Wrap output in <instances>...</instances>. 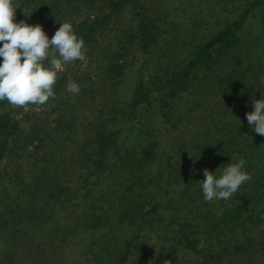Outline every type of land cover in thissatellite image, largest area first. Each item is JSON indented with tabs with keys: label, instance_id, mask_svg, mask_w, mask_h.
Masks as SVG:
<instances>
[{
	"label": "rangeland",
	"instance_id": "rangeland-1",
	"mask_svg": "<svg viewBox=\"0 0 264 264\" xmlns=\"http://www.w3.org/2000/svg\"><path fill=\"white\" fill-rule=\"evenodd\" d=\"M38 2L49 8L43 20L47 26L35 20L26 23L42 25L49 39L60 22L77 25L85 21L94 28L89 40H84L85 59L65 65L58 74L64 80L55 98L44 105L30 104L27 110L0 101V111L8 112L16 124L15 133L8 137V150L0 160V264H149V260L159 264L157 252H170L168 241L159 247L160 231L156 235L148 232L142 239L134 237L141 222H149L151 215L138 218L136 225L124 219L127 204L119 201L118 194L121 183L133 171L122 167L113 170V163L120 160L113 156V137L120 140H116L120 156L125 149L139 151L149 140L156 144L154 159L140 173L146 178L156 176L159 183L154 180L134 191L143 198V210L153 206L154 201L164 200L168 192L171 198L180 200L179 192L183 193L184 184L190 183L195 201H182L198 212L194 220L198 231H203L206 221L228 212L232 197L208 202L201 187L204 175L190 178L204 158L194 147L210 144L219 165L224 167L223 146H227V162L233 163L235 149L245 144V138L259 136L249 128L245 113L253 110V98L264 97V0H121L113 9L110 0ZM18 10L22 11L21 7L15 9V15ZM141 20L151 25L152 42L144 50L138 44ZM226 28L237 40L232 47H227ZM205 45L210 62L216 63H209L207 69L197 66L196 81L188 90L167 98L149 84L153 74L180 66ZM229 51L231 58L240 57L238 64L226 63ZM113 62L122 65L114 84L107 68ZM233 68L235 73H242L244 80L231 96L220 90L224 76ZM138 80L149 91L151 106L138 103L131 122L118 117L113 121L118 105L132 104V89ZM70 82L79 84L78 94L67 91ZM100 121L112 142L104 157L110 172L95 183V175L83 179L87 163L82 152L90 149L86 136L93 131L94 122ZM228 147L235 149L229 152ZM259 155L252 157L257 164ZM216 165L208 170L219 177L223 167ZM43 180L58 181L71 192L37 215L43 202L39 189L44 186ZM85 182L93 186L92 196L84 195ZM92 205L100 217L104 212L108 223L88 235L82 222L90 215ZM261 233L264 218L249 236L256 243ZM199 234L198 247L202 251L178 250L174 264H264L254 245L249 248V256L230 253L213 259L214 252L223 247L228 253L232 234L225 230L219 240H207L204 233ZM206 249L209 257L204 259Z\"/></svg>",
	"mask_w": 264,
	"mask_h": 264
},
{
	"label": "trees",
	"instance_id": "trees-1",
	"mask_svg": "<svg viewBox=\"0 0 264 264\" xmlns=\"http://www.w3.org/2000/svg\"><path fill=\"white\" fill-rule=\"evenodd\" d=\"M38 1L39 0H20V3L18 4L20 5L22 11L18 10V13L14 16L16 18L14 21L19 22L23 20L26 22L29 20H35L36 22H41L43 25L47 26V22H43V20L47 17V11L49 8H44L45 6L39 5ZM13 2H18V0H13ZM120 2L121 0H110V8L113 9L118 7ZM81 26H85V28H82ZM93 28L94 27L89 22L85 21L77 23V25H73L75 34L83 38V40H89L93 32ZM229 28L225 29V36L228 37L227 47H232L237 43V40L231 38L233 33H231ZM150 29L151 25L148 22H144L143 20L140 21L141 36L138 44L143 50L146 49L152 42ZM222 32L223 30L215 34V37ZM206 48L207 45L197 49V52L191 58L184 60L180 66H172L169 71L163 70V74H160V72L153 74L150 77L149 84L152 85L157 92H162V94L167 98L175 97L176 95L188 90V88L196 81L194 74L197 72V66L207 69L209 67V63H216L215 61L210 62V53L206 51ZM230 54V51L226 54L228 58L226 63L227 61H232V64H238L240 61L238 59L240 57L235 56V58H231ZM44 63L47 64V60H45ZM121 67V64H115L114 62L113 64H109L107 66L111 75L110 79L113 80V84L114 82L116 83V78L119 76V69H121ZM224 77L225 82L223 83V87L220 92L232 96L234 93H237L238 87L241 85L242 80H244V78H242V73H235L233 68L231 69V72H228ZM57 79L59 80H57L53 86L54 92L56 89H59L58 85L62 84L64 80L62 77ZM193 80H195L194 83ZM132 91L133 94L131 96L134 98V100L131 101L132 104L127 103V105H118L116 110L113 111V121H116L118 118H123L124 122H131V119L135 116L133 109L138 106V103H141L146 107L151 106V96L149 95V91L146 89L142 80H138L136 82ZM50 99L53 98L50 97L49 100ZM3 102L4 101L1 103ZM166 104L167 102H164V105ZM240 122L241 121L235 122V126ZM94 124L96 125H94L93 131L86 136L87 143H91L90 149L88 150L85 148V151L82 152L84 155L83 160L87 163L84 167L85 176L83 179L85 181L89 179L90 175H95L94 182L98 183V179L101 176L110 172V164L106 165L104 163V157L107 154L108 149L111 147L112 142L108 134L104 132L102 128V122L100 121V124L98 122H94ZM15 130L16 124L11 119L9 113L6 111H0V160L6 153V150H8V137H11L15 133ZM116 140L120 141L119 139H116V137H113V156H116L117 159L120 160L113 163V170L116 171L119 170L118 167H122L125 170L133 171V174H131L129 179H126L121 183L122 188L118 194L119 201L126 202L127 204V209H124V219L129 221L131 225L132 223L136 225L139 223H136L138 218L147 214L151 215L149 222L144 223V221H140L141 224L136 230L134 237L142 239L148 232L156 235L158 234V231H160L161 236L158 237L160 239L159 247L163 248L165 246L164 243L168 241L170 252L167 255L164 254L163 250L157 252L156 259L159 264H174L177 259L178 250L188 253H199L202 251L200 250V247H198L200 238L197 235H202L199 234L200 232L204 233L206 237L205 239L207 240L212 238L219 240V236L224 233L225 230H228V232L232 234V242L228 244V253L225 252L227 249L223 247L220 251L214 252L213 259L230 255V253L246 254L249 256L251 255L249 248L254 245L260 251L261 257L264 261V234H260L256 243L253 238L249 236L251 230L262 223L264 218V136H247L245 138V144L241 146L240 143V148L235 149L228 147L229 152L232 149L236 150L237 156L235 157L236 161L234 162H237L241 158L245 160L246 163L243 170L251 175V180L248 181V185V182L242 184L240 187L242 190L240 191L239 189L235 194H233L234 196H231L232 198L230 199L231 201L227 210L228 212L225 211L221 217L216 220L206 221L203 231H198L197 223H194V220L197 219L196 215L198 212L182 201V198L187 199L190 203L195 201L192 193L190 192L191 190H189V187L192 186L190 183H187V185L184 184L186 189L183 193L179 192L180 200L171 198L170 193L168 192V195L164 200L159 202L152 200L154 201V203H152L153 206L147 210H143V198L138 197V194L134 193V191L136 189H143L144 186H148L150 183L154 182V180L157 184L159 183V178H156V176L146 178V176L143 177L140 173V169H143L146 164L154 159L156 144L154 141L149 140L144 142L145 144L141 147V149H139V151L129 152L125 149L123 150L124 155L120 156L118 155L120 154V148ZM212 147L213 146L210 144H200L194 147L200 150L199 153L204 158L202 159L200 167L197 168L194 174L191 175V179H196L202 175L204 168L211 169L212 166L216 164L219 165L217 155L211 150ZM223 149L224 163L226 161L227 164V160L229 159L227 156L228 154L225 155V153H227V146H223ZM219 150H221V148H219ZM258 154L260 155L258 156L259 162L257 164L253 158L257 157ZM256 164L258 166H256ZM220 167H223V165ZM158 175L160 176V173H158ZM42 182L44 186H40L39 189L42 191L41 198L43 202L40 206H38L37 215H40L45 207H53L64 195L71 192L67 190L65 184L58 181L48 180L45 182L43 180ZM92 189L93 186H87L86 182L83 183V191L86 197L92 196ZM35 191L38 190L35 189ZM259 191H261V194H258ZM93 204H95V202H93ZM95 210V207L92 205L90 215L84 216L83 218L82 223L84 225V229L87 230L86 232L88 235L89 233L90 235L93 234L98 227H104L106 226L105 224L108 223L104 212L102 213L101 219ZM158 211L160 214H157ZM114 223L118 225L120 224L118 222ZM148 225L151 226L149 230L146 228ZM157 227L159 230H156ZM204 252H206L203 256L205 259L206 257H209V250L206 249ZM210 256L212 257V252Z\"/></svg>",
	"mask_w": 264,
	"mask_h": 264
},
{
	"label": "clouds",
	"instance_id": "clouds-1",
	"mask_svg": "<svg viewBox=\"0 0 264 264\" xmlns=\"http://www.w3.org/2000/svg\"><path fill=\"white\" fill-rule=\"evenodd\" d=\"M18 7L20 5L13 0H0V101L6 100L27 110L30 104L44 105L50 97L55 98L53 86L58 74L65 65L85 59V44L70 22H60L51 39L38 23L15 22ZM67 91L78 94L80 86L70 82ZM252 104L253 110L245 113L248 126L264 136V97L253 98ZM245 163L242 158L227 163L219 177L204 168L201 180L204 199L208 202L227 200L242 184L250 181L251 175L243 170Z\"/></svg>",
	"mask_w": 264,
	"mask_h": 264
}]
</instances>
